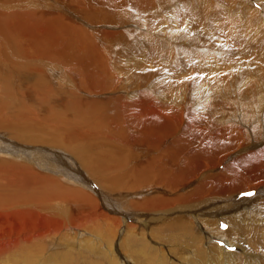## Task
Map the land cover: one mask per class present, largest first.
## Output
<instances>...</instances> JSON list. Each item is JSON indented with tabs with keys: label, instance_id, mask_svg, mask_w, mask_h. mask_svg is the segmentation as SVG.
Segmentation results:
<instances>
[{
	"label": "bare ground",
	"instance_id": "6f19581e",
	"mask_svg": "<svg viewBox=\"0 0 264 264\" xmlns=\"http://www.w3.org/2000/svg\"><path fill=\"white\" fill-rule=\"evenodd\" d=\"M20 1H22V0H3L0 3V71H6L5 75H3V77L1 79H5V78H6V80L10 79L12 74L16 75L15 73L17 70H18L17 71L18 73H19V71H25V72L28 71L31 73H32V71L33 72L35 71L38 74H35V72H34V74L37 77L43 79L42 73L47 71L48 76L46 75V77L47 78L50 77V79H52V81H55V80H58L60 78V76L63 74V72L64 73L66 72L64 75V78H66L67 82H69L67 85V91L68 92L66 91L65 93H63V96H69L70 97V95L68 93L75 92V90L84 92L86 94H89L90 96H94L95 94H96V96H99L103 93L108 94L109 96H104L105 98L104 99L101 98L102 100H99V98H97V97L95 99H92V98L80 99V98H77L75 96L70 97L74 100V103H75L72 106V110L74 112L79 113V115H81L83 117V111H86L84 114V118L86 116V118L84 120L85 124L80 125L76 121V123L69 124L64 129L61 126L62 132L60 133V135H62V137H65L64 139H66V138L70 139L73 137L84 138L86 135H88L89 138H91V140L94 139L95 138L94 135H96V132L98 131L97 126L101 125L102 123H105L106 121L111 122L110 121L111 120V116H110L111 114L110 113L112 111L117 112V104L121 103V105H122V102L125 103V102H129L131 100V99L128 100L127 99L128 97L123 98V96L121 97V96L115 95L117 93L122 94V92L124 90V87L122 86L123 82H120V80H121L120 77L123 76V74L126 72H125V70H121V71L118 70L117 71V68H116L117 67V58H115L117 53L114 54V50L117 47L118 40L121 39V37L123 38L124 35L122 33H120V34L116 33L115 34L114 31H109L108 29L105 30V28L113 26L112 24H114V25L120 24V27H121V24H123V23L115 24V23L111 22L109 20L108 15H107L108 13L106 14L103 11H104V9H106V11H107V9H111L112 12H114V14L116 13L118 15H123V13H126L127 16L124 19H130V21L132 22V21H134L133 17H136V16L135 15L133 16L134 13H131L130 11H134L132 6H135L134 3H136V1L134 2V0H36V3H35V0H32L33 4H31V2L27 3V0H24V2H22V3ZM91 2L93 3V5L94 4L97 5V7H99V9L97 8L98 9L97 10L95 8V5H94V9H93ZM57 3H61V6H64L65 4H67L68 7H66V8L65 7H60V8L56 7L54 9H52V7H55V5ZM62 3H64V5H62ZM137 3H138V1H137ZM151 3H153V2H151ZM117 4H119V6L122 7L123 11L120 10L121 8L117 9V6H118ZM56 6H58V5H56ZM151 6H152V4H151ZM141 7H142V5H141ZM146 7H148V6H146ZM73 8H74V10H73ZM149 8H152V7H149ZM153 8H155V7H153ZM75 9H81L84 11L82 13L83 14L85 13L87 15V16H85V15L84 16L88 19L87 21L90 22L91 24H87L86 22L81 20L82 18L79 19L80 17H82L83 14L81 13L82 15H80L79 11H81V10H78L77 14L80 15L78 17V20L83 23V26H84V28H86L85 29L86 31L88 30V33L85 30L84 31L82 30L83 27H81V29L75 28V27H73V25L70 24V23H72L70 21H74L77 19V16L75 15L76 14ZM128 9H129V11H128ZM124 10L126 12H124ZM118 11H120V12H118ZM112 12H110V14ZM95 13H96V15L92 16V14H95ZM136 13H139V12L136 11ZM100 15H101V17H100ZM130 21L128 22V20H127L126 22L130 23ZM123 22L126 23L125 21H123ZM134 24H135V22H134ZM78 26H79V24H78ZM194 36L192 37V40L195 42L198 41V39L194 38ZM143 40H144V37H142V42H143ZM119 48H117V49L120 53ZM121 56H122V54H121ZM10 69L13 71H11ZM10 71L12 73H10ZM60 71H62V74L59 76V74L57 72H60ZM129 73H128V75H129ZM133 73H135V72L133 71ZM141 73L138 72V75L142 76ZM224 73H226L224 76V79L228 78L227 79L228 81L231 80L229 83H231L232 81H235V80L239 81V79L241 77H243L242 81L240 80L241 81L240 86H238L237 89H234V90H236V93H234L236 97L231 98V99L229 97H227V99L226 98H225V100L223 99L224 101H220L221 92L224 91V87H223V83H218L220 78H221V74H219L220 75L219 76L218 74L215 73V75H218V76L214 77L213 75L212 76L210 75L211 78H213V79L206 81V83H208L207 86H209V88H210L209 93H211V92L213 93L212 95L210 94L212 98L206 99V100L205 99H194L191 102V106H195V105L200 106L199 104L201 101H202V103L204 102V106L208 105L207 100L212 102V105H208L206 108L207 112H205V113H208L207 116H204L206 118H204L203 116H202L203 118L201 116L199 118H197L195 123L199 124L198 125L199 127L196 124L195 125L198 128L195 125H194L195 128L193 127V120L190 117V115H188V117H186L187 119H185V120H187V123L184 125V123L182 124V122H181L182 126H179V129L176 131L173 127L170 126V123H169V127L166 126V124L168 125V123L163 125V126H165V128H163V129L167 133H170V130H174L170 133V137H168L169 134H167V133L165 136V140L171 139L170 142L175 143L174 146H176V144L183 142L184 137L183 138L181 137V139H180V137H178L180 134H182V136H185V137L186 136H192L191 134H196L198 136L197 141H198L199 147H200V148H198L199 149L198 155L201 157L202 160L204 159L205 162L207 161V159L209 162V164L206 168L207 173L205 170H202V169H201L202 171L199 170V172L201 171L199 174H202L201 177L199 178L200 179L199 185L193 191L191 190V192H189L185 196L183 195L184 196L183 199H182V196L179 200L176 199L178 201L179 206L173 207V208H172V203L167 201L166 197L162 198L163 196L161 194H158L160 196H158V195L153 196V197L151 196V198H149V199H147L148 198L147 196H146L147 198L145 196H144L145 198L139 197L138 199L142 198L140 200V202H135L134 200L129 199L130 197L131 198L132 197L137 198L138 195H140V192L136 191L139 188H141V189L146 188V187L155 188L154 187L155 182L156 183L160 182V185L164 184V186H169L170 184L172 186H175L176 180H177V178H179V177H177V175H179L180 173H178L176 176H172V180L170 181V184H168L166 182V179L169 178L171 175L167 176L165 173H163V174L160 172L157 173L156 169H155L156 172H153L154 170L152 171V169H151L154 166V165L152 166V164L154 163L151 160L152 158H150L149 161L143 159L144 161L139 163L140 157L138 156L139 159L137 158L138 159V161H137L136 155L135 154L133 155L132 152L130 151L132 148H135L138 150L137 153H142L145 150V148H143L145 146H143V145H146V146L148 145L149 147H152L153 149H155V151H156V149L160 148L159 146L163 145L164 139L162 137H160L159 135H157V132H158L157 129L155 130L154 135H151L148 133L147 136H144L143 140L141 139V136H140L141 133L138 135H135L136 134L135 132H134L135 133L134 135L129 136L127 139H124L125 138L124 135H123L124 138L123 137L118 138L117 136H116L117 138L116 137L115 138L114 137H107L108 140L112 139L113 145L108 144L109 142L107 141L108 142L107 145H103V146L101 145V147L100 146L98 147V145L96 144L97 142L95 143V142L88 139L89 142L85 144V147L88 144V147H89L88 149H90V150H88L89 152H87L85 147H84L85 150L83 149V151H80V152L77 150L75 151L74 150L75 146L73 147V145L71 144V146H72L71 148H73L72 149L73 152H76L75 155L77 158L79 157L80 153L83 154L82 158L79 157L77 159L75 157L76 158L75 160L80 162V164L82 165L81 168H83V170H85L87 168L88 169L87 173L90 170L91 174H93V175H96L97 173H99L98 177L100 178V180L93 178L96 181L95 182L93 181V183H92L90 181L92 178L88 181L87 179H85V176L82 177V175H84L86 173L79 172L76 169V167H75V169L72 170V168L69 166V164L71 165L74 162L68 163L61 157L57 160L56 163L50 162L51 160H49V157L53 154H56V153H53V151L52 152L50 151L52 149H50L48 151V153H46V151H45L46 149L45 150L39 149V156L36 155L33 157V156H31V154H30V156L25 155V154L21 153L20 151L19 152L16 151L15 148L14 149L10 148L12 145H16L18 148L23 147V146H19V144L20 145H23V144L35 145L37 143L38 144H45L47 142H49L51 144H55V142L53 140H51L50 138L48 139V138H44V137L43 138L36 137L37 135L33 136V134H36L39 132H44L41 129V127L37 126V122L39 120L41 121L43 118H38L37 114L32 113L31 112L32 109L30 108L29 105L22 104L25 102L23 100V98L26 97L27 90L30 88L29 91H31V93H33L32 97L34 98V95L36 97L35 93H39V92H37L38 86L43 84L44 80H42V81L38 80L35 83L33 82V86L28 85L29 83L26 84L24 86V87H26V89H25L26 94H24L23 92H22V94L17 93V92H19L18 91L19 88L22 87L21 82L19 84V88H18L16 93L13 91L11 93L8 92V90H10V89H7L9 87V84L7 85L8 86L7 88L6 87L0 88V90L2 91V93L0 92V132L1 131L5 132V134L9 133V135L15 136L19 140V141L14 140L15 142H19V144L18 143L15 144V142H13V144H11V142H9V140L12 136L5 138V136H4L5 134L4 135L0 134V156L3 157V155H4V157H5V156H10L9 154H12L11 156L15 155V157H17V158H19L20 156H24L26 158H31L32 160H35V163H36V165H38V167L43 169L42 171L55 173L59 176L58 179H63L64 183L66 184V189L67 188L69 189L71 187L69 185H73L71 192H69V197H67L68 194L62 195V194H65L64 191L62 193H61V191H59V190L63 189L62 187H65L64 185L62 186V184H61L62 187H60V189H56L57 192H60L61 194L60 193L59 194L62 195L61 196L62 198H60V199L55 198L52 200L50 196H48L47 198L38 196L39 197L38 199H40V201L42 199V201L40 202V201H36L37 199L34 198L37 196H32V197L24 199L23 202L16 204L20 201L19 197L18 198L13 197L12 201H15V202H11L12 204H10V206H8V203H9L8 201H6L5 203H0L1 204L0 205V219H2L0 221V257H2V255L7 254L11 251H14L18 247H21L23 249L41 250L44 252L43 248L45 246H47L46 245L47 243H54V244H57L60 246H70L72 244L71 249H77L78 250V249H81L80 248L81 245H80L79 241L76 240V237L78 238V236L81 235L80 234L81 231L85 232V234L87 235V230L91 229L89 232H90V234H92V238H94L93 243H92L94 248L91 246L93 249L90 251H92V253L95 252V254H99V253L102 254L103 253L110 260V263L112 261L116 262V257H115V253L113 252L112 244L117 237L116 231H118V229L122 226V223H126L125 229L127 230V233L135 236V235H138L137 230L142 229V220L144 221V217L148 215L147 214V213H149L148 209H153L155 211V213L156 212L162 213L161 215H164V214H166V212H170L171 210H172V212L176 211V213H178L182 209V210L186 211L185 213H183L184 218L192 226L194 224L196 214L199 213L202 216L200 219H198L199 223H202L203 227L207 231H210V232L216 234L218 229L215 232V228L212 229L207 224L208 220H205L206 219L205 218L206 214L204 212L205 210L203 211L202 210L203 208L201 206H200V208L197 207V205H198L197 203H199L201 205L203 204V202H200L199 199L200 200L205 199V203L206 202L209 203L210 206H208V207H210V208H212V206H214L215 208L221 207L220 209L226 208L224 210V212H227V210H230V211L233 210L234 211L235 209L239 208V206H237L238 205L237 203L242 201L241 200V197L243 195L242 192L248 190L249 188L252 190L255 187H261L260 188L261 192H259L260 196H258L255 199V200L259 201L258 207H257V213L255 211V213L258 215L259 218L256 220H257V222L260 223V226L262 225V227H264V71L252 72V74L254 73L253 74L254 77H251L250 71L249 72L248 71H224ZM20 74H21V72H20ZM130 74L133 75L132 73H130ZM23 75H25V74L23 73ZM27 75H29V73ZM128 75H127V79H130V77H129L130 75L129 76ZM185 75L187 76V74H185ZM191 75H193V74H191ZM36 76H33V78L34 77L36 78ZM58 76H59V78H58ZM125 76H123V77H125ZM133 76H135V78L139 77V79L141 81L138 80L136 82L137 79L134 80L133 84H135V85H132V83H131V86L129 88L126 87V89H129V91H131V90L135 91L134 92L135 100H133V101H135V104H139V103H142L144 101H150V100L155 102V99L154 98L152 99V96L150 94H148V93H150V91H152V93H153V90H151L150 84L147 85L148 82L145 83V79L142 78L144 76H142L141 78H140V76H136V75H133ZM133 76H131V77H133ZM14 77H15V80L20 79V77H18V75L14 76ZM188 77H190V76H188ZM12 78H13V76H12ZM30 78H31V76H30ZM199 78H201V77H199ZM250 78H256V79L250 80ZM193 79L194 78L191 77L190 83L193 82ZM245 79H247V80H245ZM132 80L133 79H131V81ZM127 81L129 82L130 80H127ZM194 81H195V83L197 82V84L200 83V86L202 85L201 83L203 82L198 78L195 79ZM254 81L256 83L255 86L253 83ZM3 82H5V81H3ZM63 82H65V81H63ZM229 83L227 82V84H229ZM180 84L181 83H179V85ZM184 84H185V82H184ZM187 84H188V82H187ZM109 85L111 87H109ZM203 85H202V87H203ZM245 85L249 86V88L245 89L244 88V87H246ZM180 86L182 87V85H180ZM0 87H3V86L0 85ZM65 87H66V85H65ZM184 87H185V85H184ZM189 87H190V85H189ZM42 89L45 91V89H47V88L44 87ZM49 90H51V89L48 87L47 92ZM226 90H229V88H227ZM101 91H103V93ZM165 91H166V89H165ZM200 92H203V91H198V93H195V95L200 94ZM155 93H157V92H155ZM155 93H153V94H155ZM231 93H230V95H231ZM125 94H126V92H125ZM226 94L229 95L228 92ZM145 95H146V97H145ZM147 95H148V97H147ZM37 96H40V95H37ZM19 97H21L23 101H20L18 99ZM30 97H31V95H30ZM43 97H46V96H43ZM160 97H163V96H160ZM54 98L56 99V97H53V99ZM178 98H179V96H178ZM11 99L15 100L16 102L18 99L20 102L18 104L19 105L22 104V105L21 106L18 105L19 108L16 107L15 108L16 110H13L12 107L8 106L9 102L12 101ZM165 99H166V101H169V102L175 101L170 97H166ZM35 100H36V98H35ZM182 100L184 101V99H182ZM39 101L40 100H38V102ZM50 101L52 102V100H50ZM50 101H48V102H50ZM32 102L34 104V101H32ZM154 102H152V103H154ZM52 103H54V102H52ZM130 103L131 102H129V104ZM181 103H180V105H181ZM78 104L82 105L83 107L85 106V108H83L85 110H81L82 108L80 109ZM129 104H128V106H129ZM221 110H225L226 112L224 113ZM62 111H64V110H62ZM179 111H181V110H179ZM186 111H187V109H186ZM195 111H197V110H195ZM8 113H10V115L7 118H5ZM181 113H183V112H181ZM184 114L187 115L186 113H184ZM69 115H71V114H69ZM117 115L118 114L116 113L115 114L116 118H117ZM119 115H120V112H119ZM201 115H203V114L201 113ZM239 115H240V117H239ZM112 117H114V116H112ZM234 121L237 122L236 126L241 125L243 127L244 132H243V130L237 129L234 126V124H233ZM46 123H50V122H46ZM114 123H115V121H114ZM120 123H121V121H120ZM58 125L60 126V123H58L56 126H58ZM136 125H137V122H136ZM175 125L178 126L177 121H176ZM244 126H245V128H244ZM54 127H55V125H54ZM38 128H40V130ZM116 128H115V130H116ZM49 130H50V128H49ZM236 130H238V131H236ZM113 131L111 133H114ZM108 133H109V131H108ZM28 134H31V135H28ZM47 134L49 136V132ZM226 134L230 135L229 136L230 140L225 141L224 137L221 138V136H225ZM38 135H41V134H38ZM42 135H45V134H42ZM113 135L111 134V136H113ZM115 135H117V134L115 133ZM196 135H195V137H196ZM217 135L218 136L221 135V136L218 138ZM98 136H96V137H98ZM174 137H176V139ZM215 137L217 138V141L218 140L220 141V142H217V144H216V138ZM7 138H9V139H7ZM100 138H102V137H100ZM86 139H87V136H86ZM54 140H56V137ZM190 140H191V138H190ZM80 141H81V139H80ZM72 142H69V145ZM76 142H79V141H76ZM184 142H183V144H186ZM73 143H75V140ZM99 143H101V142H99ZM81 144H79V148H80ZM55 145H57V144H55ZM236 145H239L237 147V151H238L237 157L232 161V164L228 168H225L226 174L223 173L222 175H226V176H224V177L222 176L221 181L215 185V178H217L218 175L217 176L216 175H209L210 173L208 174V172H212L218 165L225 162V161L221 162V160H220V162L218 161V159H220V157L218 156V154H220V152H221L220 149L223 147H229L230 149L234 150V149H236V147H235ZM66 146L68 147V145H66ZM171 146H172V144H171ZM190 146H191V144H190ZM52 147H54V146H52ZM126 147H129V148L124 150ZM79 148H77V149L80 150ZM82 148H83V146H82ZM141 148H143L144 150L142 151ZM190 149H192V147ZM192 150H194V147ZM124 151H126V153H124ZM166 151H168V150H166ZM187 151H186V153H188V155H189L190 152H187ZM196 151H197V149H196ZM15 152H16V154H14ZM191 152H192V153H190L191 156H194V154L196 156L197 152L196 153H193L194 151H191ZM112 153L114 154V156ZM44 154L46 155L45 156L46 158L42 157V155H44ZM147 154H151V152H149ZM156 154H158V153L156 152ZM162 154L163 153L161 152L160 153L161 157H162ZM144 155H146V154H144ZM153 155H154V153H153ZM168 155H170V154H168ZM179 155H180V153H179ZM140 156H142V155H140ZM142 157H144V156H142ZM171 157H172V159H174L173 158L174 156L170 155V159H171ZM183 157H181V158H183ZM70 158H72V157H69V159ZM165 159H167V158H165ZM134 160H136L137 164L135 163L134 165H131V164H133L131 162ZM159 160H161V159H159ZM190 160H194V158L192 157V159H190ZM71 161H73V160H71ZM167 161L165 162V164L167 163ZM170 161H168V162H170ZM182 161H184V160L182 159ZM185 161L187 162V160H185ZM185 161H184V163H186ZM196 161H199V160L197 159ZM156 162H158V161H156ZM179 162L181 163V161H179ZM191 162L192 161L188 162L187 166H193V165L189 164ZM196 163L197 162H195V163L192 162V164H196ZM198 163H200V161ZM158 164H159V162L156 165L157 167H158ZM165 164H163V165L165 166ZM200 164H202V163H200ZM167 166H168L167 168L170 167L169 165H167ZM197 166L193 167L192 169H194V168L196 169ZM203 166H204V164H203ZM84 167H85V169H84ZM161 167H162V165H161ZM29 168L33 169V167H29ZM176 168L178 169V167H176ZM160 169H162V168H160ZM177 169L175 170L176 172H177ZM187 169L188 168H186V170ZM33 170H28L31 173L33 180L43 179L44 183L46 185H51V186L54 185V183H57V181L55 179L51 178L50 176H49L50 178H47V176L41 174L40 173L41 170L39 172H35ZM163 170L164 169L159 170V171H163ZM186 170L184 169V171H186ZM197 170L198 169H196V171ZM180 171H182V169ZM184 171H182V172H184ZM152 172L154 174H152ZM193 172L195 173L194 170L192 172H188V173L189 174L192 173V175H193ZM185 173L187 174V171ZM189 174H187V175L189 176ZM40 175H42L44 177H41ZM184 175L185 174H183V176ZM91 176L92 175H90V177ZM195 176L199 177V175H197V174ZM192 178L194 179V177H192ZM187 179H188V177H187ZM190 179H191V177H189V180ZM185 180H186V178H185ZM72 181L74 182V184L72 183ZM100 181L102 183L104 182L106 184L107 190H105L104 193L101 192V189L99 188ZM187 181H185L186 184L189 182V181L188 182ZM213 183L215 186H213ZM38 184H39V182H38ZM82 184H84V185H82ZM22 185L23 184H21V186ZM57 185H58V183H57ZM178 185L179 184H177V186ZM51 186L49 187L50 190L52 189ZM190 186H192V185L190 184ZM54 188H58V186L57 187L53 186L52 190H54ZM39 189H40V187H39ZM83 189H86V190H83ZM191 189H193V188H191ZM45 190H46V188H45ZM128 190H130V191L132 190L133 192H129ZM31 191H32V188H31ZM178 191H179V189H178ZM181 191H183V190H181ZM57 192H55V193H57ZM106 192H108L107 193L108 195H109V193H111L112 196H108L106 194ZM141 192H143V191H141ZM34 193H36V192H34ZM59 194H58V196H59ZM91 194H92V196H91ZM150 194H151V192H150ZM24 195H25V193H24ZM34 195H36V194H34ZM141 196H143V195H141ZM20 197L23 198L21 195H20ZM54 197H57V196H54ZM115 197H117V198H115ZM168 197H170V196H168ZM176 197H177V195H176ZM170 198H172V197H170ZM245 199H247V198H245ZM115 200H116V202H115ZM48 202L50 203L51 206H49ZM14 204H16V205H14ZM45 204H48V205H45ZM48 207H52L51 211L49 210ZM205 207H206V205H205ZM141 208H144V209L146 208L148 211L145 212L146 209L143 211ZM211 210H213V209H211ZM111 214H114L116 216L111 215ZM171 214H173V213H171ZM141 216H143V217L141 218ZM98 217H102L101 219H104V220L97 222L100 220V219H98ZM12 218L15 220L13 222L9 221ZM92 218H94V219H92ZM255 218H257V217H255ZM173 221H175V220H173ZM5 222L9 223L12 227V229H11L12 232H10L7 235L5 234L6 230L4 229ZM95 223H97L98 226L100 224L101 228H98V227L96 228ZM216 225L219 226V224H216ZM92 229H93V231H92ZM12 233H15V234L13 235ZM100 233L103 235V237L100 236L101 235ZM118 235H119V233H118ZM83 236L84 235L82 234L81 237H83ZM5 238H9V240H4ZM104 238L107 239V243L103 242ZM132 239H134V237ZM36 241L41 242V244H39V245L35 244L38 246L33 245V247H32L31 244L35 243ZM80 241L83 242L82 240H80ZM193 241H195V237L193 238ZM87 244H89V241ZM212 247H213L214 252H216L215 258H217L218 260H222V258H224V257L233 258V254L224 252L220 246H212ZM89 249H91V248H89ZM123 262H124L123 264H127L126 260H124Z\"/></svg>",
	"mask_w": 264,
	"mask_h": 264
},
{
	"label": "rangeland",
	"instance_id": "374dc122",
	"mask_svg": "<svg viewBox=\"0 0 264 264\" xmlns=\"http://www.w3.org/2000/svg\"><path fill=\"white\" fill-rule=\"evenodd\" d=\"M2 1L3 0H0V3ZM135 1H136V3H134ZM137 1H138V3H137ZM146 1L147 0H134L133 3L135 6H132L134 11H130V12L134 13L133 16L135 15L136 17H133L134 21H132V22L130 21V19H124L127 16L126 13H123V15H118L116 13L114 14V12H112L111 9H107V11H106V9H104V11H103L106 14L108 13L107 15H108L109 20L111 22H113L115 24H117V23H123L124 24V25L121 24V27H120V24H117V25L112 24L113 26L109 25L110 27L105 28V30L108 29L109 31H114L115 34L116 33H118V34L122 33L124 35L123 38L121 37V39L118 40L117 47L114 50V54L117 53V55L115 56V58H117V67H116L117 71L118 70L119 71L125 70V72H126L123 74V76L126 75L125 77H123V76L120 77V79H121L120 82H123L122 86L124 87V90H123V92L121 91L122 94L121 93H117V94L114 93V94L117 96H121V97L123 96V98L128 97L127 99L128 100L131 99L129 101L131 103L129 104V102H125L126 103L125 104L122 102V105H121V103H118L117 104V112H115V111H112L111 113L109 112L111 114L110 115L111 116V120H110L111 122L106 121L105 123H102L101 125L97 126L98 131L96 132V135H94L95 140L94 139L91 140V138H89L88 135H86L87 139H86V136L84 138L73 137L70 139H68V138L64 139L65 137H62V135H60V133L62 132L61 126L64 129L69 124L76 123V121L80 125L85 124L84 120H85L86 116L84 118V114L86 111H83V117L81 115H79V113L74 112L72 110V106L75 103H74V100L70 97L75 96V97L80 98V99H82V98L83 99H90V98L95 99L97 97V98H99V100H102L101 98L104 99L105 98L104 96H109V95L105 94V93H103V91H101L103 94H101L99 96H96V94L94 96H90L89 94L75 90V92L68 93L70 95V97L69 96H63V93H65L67 91V85L69 82H67V79L64 78V75L66 72L65 73L63 72V74H62V71L57 72L59 74V76L61 74L62 75L60 76V78L58 76L59 79L55 80V81H52V79H50V77H48V78L46 77L47 71L42 73L43 74V79H42V78H39L35 75V74H38L35 71H34L35 74L33 71H32V73L28 72V71H26V72L25 71H19V73H18L17 72L18 70L16 69L17 71L15 74L18 75V77H20L19 80L18 79L15 80L14 76H16V75H14V74H12L13 78L11 76L10 79H8V80H6V78L1 79L3 77V75H5L6 71H0V85L3 86L0 88H4V87L7 88L8 87L7 85L9 84L10 88L8 87L7 89H10V90H8V92H10V93L12 91L15 93L17 92L20 82L22 84L21 85L22 87L19 88V90H18L19 92H17V93L22 94V92H23L24 94H26V91H25L26 87H24L26 84L29 83L28 85L33 86V82L35 83L38 80H40V81L44 80V83L38 86V90L36 89L37 92H39V93H35L36 97H35V95H34V98L32 97L33 93H31V91H29L30 88L27 90V95L25 98H23V100L25 102L22 104L29 105L30 108L32 109L31 110L32 113L37 114L38 118H43L41 121L39 120L37 122V126L41 127V129L44 132H39V133L33 134V136L37 135L36 137H41V138L44 137V138H48V139L50 138L57 145L51 144L49 142H47L45 144H38L37 143L35 145H28V144L20 145L19 142H15V141H19L17 137L9 135V133L5 134V132H2V131L0 132V134H2V135L5 134L4 135L5 138L12 136L10 138L9 142H11V144H13V142H15V144L18 143L19 146H23V147L18 148L16 145H12L10 148H13V149L15 148L16 151H18V152L20 151L21 153H23L25 155L30 156V154H31V156H33V157L36 155L39 156V149H44V150L46 149L45 150L46 153H48V151L50 149H52L50 151L51 152L53 151V153H56V154H53L49 157V160H51L50 162L56 163L60 157L63 158L68 163L74 162L71 165L69 164V166L72 168V170L75 169V167H76V169L79 172L86 173V174L82 175V177L85 176V179H87L88 181L92 178L90 181L93 183V181L94 182L96 181L93 178L100 180V178L98 177L99 173H97L96 175H93V174H91L90 170L87 173V171H88L87 168L85 169V167H84L85 170H83V168H81L82 165L80 164V162L75 160L77 158L75 155L76 152H73V150H72L73 148H71L72 147L71 144L73 145V147L75 146L74 147L75 151L77 150L80 152V151H83L85 144L88 143L89 140H91L95 143L97 142L96 144L98 145V147L99 146L101 147V145L102 146L107 145L108 142H109L108 144L113 145L112 139L108 140L107 137H114L115 138L117 136L119 138V137H123V135H124L125 138L124 137L123 138L127 139L129 136L134 135L135 133H136L135 135H138L141 133L140 136H141V139L143 140L144 136H147L148 133L151 135H154V132L157 129L158 130L157 135H159L160 137H162L164 139L163 145L159 146L160 148L156 149V151H155V149H153L152 147H149L148 145L147 146L143 145V146H145L143 148H145L146 151L143 148H141L142 151L144 150L142 153H137L138 150L135 148H132L130 151L132 152L133 155L134 154L136 155L137 161L140 157L139 163L144 161V160L149 161V159L152 158L151 159L152 162L155 163V164L154 163L152 164V166L153 165L154 166L151 168L152 171L154 170L153 172L157 171V173H159V172L162 174L165 173L167 176L171 175L169 178L166 179V182L168 184H170V181L172 180V176H176L178 173H180L179 175H177V177H179V178L176 177L177 180H176L175 186H172L171 184L169 186H164V184L160 185V182L159 183L155 182L154 183L155 188H151V187H146V188H142V189L139 188L136 191L140 192V195H138L137 198L136 197H132V198L130 197L129 199L134 200L135 202H140V200L142 198H145L146 196L148 197V198L147 197L146 198L149 199V198H151V196L153 197V196H157L158 194H161L163 196V197L161 196L162 198L166 197V200L172 203V208H173V207L179 206L178 201L176 199L179 200L181 198V196L183 199V197L186 194L191 192V190L193 191L199 185V183H200L199 178L202 175L199 173L202 170L206 171V168H207L209 162H208V159L205 162V160L204 159L202 160L201 157L198 155V151H199L198 148H200V147H199V143L197 141L198 136L196 134H191L192 136H186V137L182 136V134H180L178 137H180V139H181V137L182 138L184 137L183 142L185 141L184 143H186V144H183V142H182V143L176 144V146H174L175 143L170 142L171 139L165 140V136H166L167 132L163 129V128H165V126H163V125L168 123V125L166 124V126L169 127V123H170V126L173 127L176 131L179 129V126H182L181 122H182V124L184 123V125L187 123V120H185V119H187L186 117H188V115H190V117L193 120V127L194 128L196 125L197 126L199 125V124L195 123L197 118H199L200 116L201 117L207 116L208 113H205V112H207L206 108L208 105H212V102L207 100L208 105H206V106H204V102L202 103V101L199 104L200 106H198V105L197 106L196 105L191 106V102L194 99H205L206 100V99L212 98L211 95L213 93L212 92L209 93L210 88H209V86H207L208 83H206V81L213 79V78H211L212 75L215 77V76H218L219 74H221V78H220L218 83H223L224 91L221 92L220 101H224L225 98L227 99V97H229L230 99L236 97L234 94V93H236V90H234V89H237V87L240 86L242 78H243V77H241L239 79V81L235 80V81H232L231 83H229L231 80L228 81L227 80L228 78L224 79V76L226 74V73H224V71H248V72L250 71L251 77H254V75H253L254 73L252 74V72L264 71V0H157V1L156 0H148L147 2ZM20 2L22 3V2H24V0H22ZM30 2H31V4H33L32 0H27V3H30ZM151 2H153L154 4ZM35 3H36V0H35ZM91 4H92V8L94 9L95 4L93 5L92 2H91ZM151 4H152V6H151ZM56 5H58V6H56ZM56 5H55V7H52V9H54L56 7H58V8L68 7V5L67 4L64 5V3H62V5H64V6H61V3H57ZM117 5H118L117 9L121 8L120 10L123 11L122 7L119 6V4H117ZM141 5H142V7H141ZM146 6H148V7H146ZM149 7H152V8H149ZM153 7H155V8H153ZM95 8L99 9V7H97V5H95ZM73 10H74V8H73ZM78 10H81V9H75V12H76L75 15L77 16V19L74 21H70V22H72L70 24L73 25V27H75V28L81 29V27H83L82 30L84 31L86 28H84L83 23L78 20V17L80 15H82L83 14L82 12H84V11L83 10L79 11V13H80V15H79V14H77ZM128 11H129V9H128ZM136 11L139 13H136ZM110 12H112L113 14L112 13L110 14ZM118 12H120V11H118ZM124 12H126V11L124 10ZM84 15L87 16L84 13L82 15V17H80L79 19L82 18L81 20H83L87 24H91L90 22L87 21L88 19ZM93 15H96V13L92 14V16ZM100 17H101V15H100ZM127 20H128V22L130 21V23L126 22ZM123 21H125L126 23H124ZM134 22H135V24H134ZM78 24H79V26H78ZM86 32L88 33V30ZM193 36H194V38H197L198 41H196V42L193 41L192 40ZM142 37H144L143 42H142ZM117 48L120 49V53H119ZM121 54H122V56H121ZM11 71H13V70H11ZM11 71H10V73H12ZM133 71L135 73H133ZM20 72L22 75L24 73L26 76L23 75L24 76L23 77L20 74ZM129 72L132 73L133 75H136V76H140V75H138V72L139 73L142 72L141 74L144 77L140 76V78L141 77L144 78L145 83L148 82L147 85L150 84V87H151V90H153V93L157 92V93L153 94L152 91L149 90L150 93H148L152 96V99L153 98L155 99V102L150 100V101H144V102L139 103V104H135V101H133V100H135V98H134V92L135 91L134 90L129 91V89H126V87L129 88L131 86V83H132V85H135V84H133V81L136 79H137L136 82L138 80L139 81H141V80L139 79V77L135 78V76L131 75ZM26 73L27 74L29 73L31 78ZM128 73L130 76L128 75ZM215 73L218 75H215ZM185 74H187V76ZM191 74H193V75H191ZM127 75L130 77V79H127ZM33 76H36V78L35 77L33 78ZM131 76H133V77H131ZM188 76H190V77H188ZM191 77L194 78L192 83H190ZM199 77H201V78H199ZM197 78L200 79L201 81H203L201 83L202 85L204 84L203 87H202V85L200 86V83H198V84H197V82L195 83L194 80ZM131 79H133V80L131 81ZM254 79H256V78H250V80H254ZM127 80H130V81L128 82ZM245 80H247V79H245ZM3 81H5V82H3ZM63 81H65V82H63ZM184 82H185V84H184ZM187 82H188V84H187ZM227 82L229 84H227ZM179 83H181L180 85H182V87L179 85ZM253 83L255 86L256 85L255 81ZM65 85H66V87H65ZM184 85H185V87H184ZM189 85H190V87H189ZM44 87L47 88V89H45V91L42 89ZM48 87L51 90H49L47 92ZM109 87H111V86L109 85ZM227 88H229L230 91L226 90ZM244 88L245 89L249 88V86H246ZM165 89H166V91H165ZM198 91H203V92H200V94L195 95V93H198ZM0 92L2 93L1 90H0ZM125 92H126V94H125ZM227 92L229 93V95L226 94ZM230 93H231V95H230ZM30 95L32 98L30 97ZM37 95H40V96H37ZM43 96H46V97H43ZM158 96L159 97L163 96V97L159 98ZM178 96H179V98H178ZM53 97H56V99L55 98L53 99ZM145 97H146V95H145ZM147 97H148V95H147ZM166 97H170L175 101H172V102L166 101V99H165ZM35 98H36V100H35ZM18 99L20 101H23L21 97H19ZM18 99H17V102L15 100L11 99L12 101L9 102L8 106L12 107L13 110H16L15 109L16 107L19 108L18 103H20V102ZM49 99L52 100V102H54V103H52ZM182 99H184V101ZM38 100H40V101L38 102ZM32 101H34V104ZM48 101H50V102H48ZM152 102H154V103H152ZM180 103H181V105H180ZM22 104H20L19 106H21ZM128 104H129V106L130 105L131 106L129 107ZM78 106L80 109L82 108L81 110H85V109H83V108H85V106L83 107L82 105H79V104H78ZM178 109L181 111H179ZM186 109H187V111H186ZM62 110H64L65 112ZM195 110H197V111H195ZM221 111H223L224 113L226 112L225 110H221ZM119 112H120V115H119ZM181 112H183V113H181ZM116 113L118 114L117 118L115 117ZM184 113H186L187 115H185ZM201 113L203 115H201ZM69 114H71V115H69ZM9 115H10V113H8L5 118H7ZM112 116H114V117H112ZM239 117H240V115H239ZM204 118H206V117H204ZM119 120L121 121V123ZM114 121H115V123H114ZM176 121H177L178 126L175 125ZM46 122H50V123H46ZM136 122H137V125H136ZM58 123H60V126L59 125L56 126ZM233 124L237 129L243 130V132H244V129L241 125L236 126L237 125L236 121H234ZM54 125H55V127H54ZM49 128H50V130H49ZM115 128L117 131L115 130ZM244 128H245V126H244ZM38 129L40 130V128H38ZM108 131H109V133H108ZM112 131L114 133H111ZM172 131H174V130H170V133ZM236 131H238V130H236ZM48 132H49V136L47 134ZM110 133L112 135L113 134L115 135V133H116L117 135L111 136ZM170 133H167V134H169L168 137H170ZM38 134H41V135H38ZM42 134H45V135H42ZM28 135H31V134H28ZM195 135H196V137H195ZM96 136H98V137H96ZM220 136L217 135L218 138ZM229 136L230 135L226 134L225 136H221V138L224 137L225 141H227V140H230ZM55 137H56V140H54ZM100 137H102V138H100ZM174 138L176 139V137H174ZM190 138H191V140H190ZM7 139H9V138H7ZM80 139H81V141H80ZM74 140H75V143H73ZM76 141H79L80 143L76 142ZM98 141L101 143H99ZM69 142H72V143H70V145H69ZM217 142H220V141L219 140L217 141V138H216V144H217ZM78 143L79 144L82 143L80 148H79ZM171 144H172V146H171ZM190 144H191V146H190ZM66 145H68V147ZM52 146H54V147H52ZM82 146H83V148H82ZM238 146L239 145H236L235 146L236 149H234V150L230 149L229 147H223L220 149L221 155L218 154V156L220 157V159H218V161L220 162V160H221V162H224V161L225 162L218 165L212 172H208V174L210 173L209 175H216V176L218 175L217 176L218 179L215 178V185L221 181L222 176L223 177L226 176V175H222V174L223 173L226 174L225 168H228L232 164V161L237 157V155H238L237 154V152H238L237 147ZM191 147H192V149L194 147V150L190 149ZM77 148H79L80 150H78ZM85 148H86L87 152H89L88 150H90V149H88L89 148L88 144L86 145ZM127 148H129V147H126L124 150H126ZM196 149H197V151H196ZM166 150H168V151H166ZM160 151L163 153L162 157L160 156V153H161ZM186 151L190 152V153H192L191 151H194L193 153H196V152L197 153H196V156H195V154H194V156H191L190 153L188 155V153H186ZM149 152H151V154H147ZM156 152L158 154H156ZM124 153H126V151H124ZM143 153L146 155H144ZM153 153H154V155H153ZM179 153L181 156L179 155ZM14 154H16V152ZM168 154H170L171 156H174L173 157L174 159H172V157L170 159V155H168ZM9 155L11 156L12 154H9ZM140 155H142L144 157H142ZM10 156H5V157H4V155H3V157L0 156V203H5L6 201H8L9 202L8 206H10V204H12L11 202H15V201H12L13 197H17V198L19 197L20 201L16 204H19L20 202H23L24 199L32 197V196H37V197H34L35 199H37L36 201H40V199H38L39 198L38 196H41L44 198H47L48 196H50L52 200L55 198L60 199V198H62L61 197L62 195H67V194H68L67 197H69V192H71L73 185H69L71 187L69 189L68 188L66 189V184L64 183L63 179H58L59 176L55 173L42 171L43 169L38 167V165H36V163H35V160H32L31 158H26L24 156H20L19 158H17V157H15V155H13L11 157ZM45 156H46L45 154L42 155L43 158H46ZM113 156H114V154H113ZM69 157H72L73 159L72 158L69 159ZM79 157L82 158L83 154L80 153ZM181 157H183V158H181ZM192 157L194 158L195 161L190 160V159H192ZM165 158H167V159H165ZM159 159H161V160H159ZM182 159L184 161L187 160V162L185 161L187 164L184 163V161H182ZM197 159L202 164L198 163L199 161H196ZM71 160H73V161H71ZM136 160L132 161L131 163H133V164H131V165H134L135 163L137 164ZM167 160L168 161L171 160V161L168 162ZM156 161L159 162L158 167L156 166L158 163ZM166 161H167L166 164L170 166L169 168H167L168 166L165 164ZM179 161H181V163ZM190 161H192L193 163H195V162H197V163L192 164V162H191L189 164L193 165V166H187L188 162H190ZM163 164H165L166 167ZM203 164H204V166H203ZM161 165H162V167H161ZM195 165L196 166L198 165L196 168V169H198L197 171L195 168L192 169L193 167H196ZM29 167H33L34 170L30 169ZM176 167H178V169ZM185 167L188 169L186 170ZM160 168H162L164 170L159 171V170H162ZM155 169H156V171H155ZM176 169H177V172L175 171ZM181 169H182V171H184V169H185L187 171V174H189L188 172H192L194 170L195 173L197 175H199V177L195 176L196 174L194 172H193V175L191 173L188 176L185 173L186 171L182 172V171H180ZM28 170H33L35 172H39L41 170L40 171L41 174L47 176V178L51 177V178L55 179L57 181L58 185H57V183H54V185H52V186L46 185L44 183L43 179L33 180L32 175ZM199 170H201V171L199 172ZM153 172H152V174H154ZM206 173H207V171H206ZM183 174H185V175L183 176ZM90 175H92V176L90 177ZM40 176L44 177L42 175H40ZM187 177H188V179H187ZM189 177H191L190 180H189ZM192 177H194L195 180ZM185 178H186V180H185ZM183 179L185 181L188 180L189 182L187 181L188 183L186 184V182ZM38 182L40 185L38 184ZM72 183L74 184L73 181H72ZM189 183L192 186H190ZM21 184H23L24 186L23 185L21 186ZM61 184H62V186L64 185L65 187H62ZM177 184H179L180 186L179 185L177 186ZM82 185H84V184H82ZM215 185L213 183V186H215ZM41 186L42 187L44 186V187L42 188ZM50 186L52 187V189H53V186L54 187L58 186V188H54V190H52V189L50 190V188H49ZM39 187H40V189H39ZM60 187H62L63 189H61L59 191H61V193L64 191L65 194L60 195L61 193L57 192L56 189H60ZM31 188H32V191H31ZM45 188H46V190H45ZM99 188L101 189V192H103V193L105 190H107L106 184L104 182L102 183L101 181H100ZM191 188H193V189H191ZM255 188H253L252 190L249 188L250 189V190L248 189L249 191L246 190V191L242 192L243 193V195L241 197L242 201L237 203L238 204L237 206H239V208L235 209L234 211L233 210H231V211L227 210V212H224V210L226 208L220 209L221 207L215 208L214 206H212V208H210V207H208V206H210V204L207 202L205 203V199H203V200L199 199V201L203 202V204L201 205V204L197 203L198 204L197 207L200 208V206H201L203 208L202 210L203 211L205 210L204 211L206 214L205 220H208L207 224L212 229L215 228V232L218 229L216 234H214L210 231H207L203 227V224L199 223L198 219H200L202 217L199 213L196 214L194 224L192 226L184 218L183 213H185L186 211H184L182 209L178 213H176V211L172 212V210H171L170 212L173 214H171L170 212H166V214L161 215L162 213H158V212L155 213V211L153 209H148L149 210L148 211L146 208H145L146 210L144 208H141L143 211L145 210V212L148 211L149 213H147L148 215L144 217V221L142 220V229L137 230L138 235L133 236V235L128 234L127 230L125 229L126 223H122V226L118 229V231H116L117 237L112 244L113 252L115 253V257H116V262L112 261L110 263V260L103 253L102 254H100V253L95 254V252H93L94 253L93 254L92 251H90L94 248L93 244H92L94 238H92V234H90V232H89L91 230L90 229V230H87V235L85 234V232L81 231V233H80L81 235H79L78 238L76 237V240H78L80 245H81V247H80L81 249H78V250L77 249H71L72 244L70 246H60V245H57L54 243H47L46 244L47 246H45L43 248L44 252L41 250L23 249L21 247H18L14 251H11L7 254L2 255V257H0V264H123L124 260H126L127 264H264V234H263L264 233V227H262V225L260 226V223L257 222V220H256L259 218L258 215L256 214L259 201L255 200L258 196H260L259 192H261L260 191L261 187H255ZM178 189H179V191H178ZM83 190H86V189H83ZM181 190H183V191H181ZM128 191L133 192L132 190L131 191L128 190ZM141 191H143V192H141ZM34 192H36V193H34ZM55 192H57L58 194L60 193L59 196ZM150 192H151V194H150ZM24 193H25V195H24ZM33 193L36 195H34ZM107 193L108 192H106V194ZM20 195L23 198H21ZM141 195H143V196H141ZM176 195H177V197H176ZM54 196H57V197H54ZM91 196H92V194H91ZM108 196H112V194L109 193ZM158 196H160V195H158ZM168 196H170L172 198H170ZM139 197H142V198L138 199ZM115 198H117V197H115ZM245 198H247V199H245ZM41 201H42V199H41ZM115 202H116V200H115ZM16 204H14V205H16ZM48 204H49V206H51L49 202H48ZM48 204H45V205H48ZM205 205H206V207H205ZM48 208L51 211L52 207H48ZM211 209H213V210H211ZM255 211H256V213H255ZM111 215H114V214H111ZM114 216H116V215H114ZM142 217L143 216H141V218ZM255 217H257V218H255ZM101 218L102 217H98V219H100V220L97 221L98 220L97 219L96 221L97 222L103 221L104 219H101ZM92 219H94V218H92ZM1 220L2 219H0V221ZM14 220L15 219L12 218L9 221L13 222ZM173 220H175V221H173ZM95 224H96V226H95L96 228L97 227L101 228L100 224H99V226L97 223H95ZM216 224H219V226ZM4 229L6 230V233H5L6 235L9 234L10 232H12V230H11L12 227L7 222H5ZM92 231H93V229H92ZM118 233H119V235H118ZM12 234L14 235L15 233H12ZM82 234L84 235L83 237H81ZM100 236L103 237L102 234ZM133 237H134V239H132ZM194 237H195V241H193ZM4 240H9V238H5ZM80 240H82L83 242H81ZM88 241H89V244H87ZM103 242L107 243V239L104 238ZM35 244L39 245V244H41V242L36 241L35 243L31 244V246L33 247V245H35ZM38 245H35V246H38ZM212 246H220L224 252L233 254V258L224 257V258H222V260H218L217 258H215L216 252H214ZM89 248H91V249H89Z\"/></svg>",
	"mask_w": 264,
	"mask_h": 264
}]
</instances>
